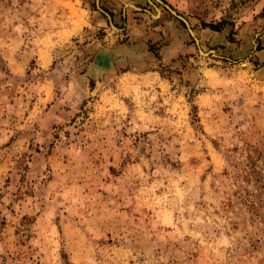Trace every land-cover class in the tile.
I'll return each mask as SVG.
<instances>
[{
	"label": "rangeland",
	"instance_id": "rangeland-1",
	"mask_svg": "<svg viewBox=\"0 0 264 264\" xmlns=\"http://www.w3.org/2000/svg\"><path fill=\"white\" fill-rule=\"evenodd\" d=\"M0 264H264V0H0Z\"/></svg>",
	"mask_w": 264,
	"mask_h": 264
},
{
	"label": "water",
	"instance_id": "water-1",
	"mask_svg": "<svg viewBox=\"0 0 264 264\" xmlns=\"http://www.w3.org/2000/svg\"><path fill=\"white\" fill-rule=\"evenodd\" d=\"M133 7H135V6H133ZM173 15H175L178 19H180L185 25H187V23H186V21L182 18V17H180V16H178V15H176L175 14V12L174 11H172L170 8H168L167 6H165ZM188 32L191 34V30L188 28ZM194 40L196 41V39L194 38ZM200 53H202V54H204L203 52H200Z\"/></svg>",
	"mask_w": 264,
	"mask_h": 264
},
{
	"label": "trees",
	"instance_id": "trees-1",
	"mask_svg": "<svg viewBox=\"0 0 264 264\" xmlns=\"http://www.w3.org/2000/svg\"><path fill=\"white\" fill-rule=\"evenodd\" d=\"M220 23L218 25H215V30H217V28L219 27Z\"/></svg>",
	"mask_w": 264,
	"mask_h": 264
}]
</instances>
